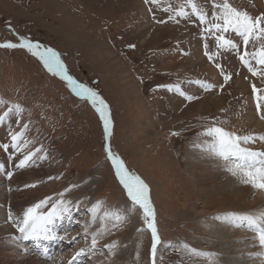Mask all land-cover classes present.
<instances>
[{"label": "rangeland", "instance_id": "374dc122", "mask_svg": "<svg viewBox=\"0 0 264 264\" xmlns=\"http://www.w3.org/2000/svg\"><path fill=\"white\" fill-rule=\"evenodd\" d=\"M140 1L146 13L131 0H0V43L18 42L19 34L56 50L69 74L96 89L108 102L114 120L113 151L131 173L151 188L159 233L166 242L158 247L157 264H210L205 257L183 250L181 243L219 253L220 264H228L224 255L226 245L219 237L221 225L212 217L233 211L229 203L216 200L206 183L199 181L200 172L207 165L200 162L204 160L198 154L201 149L192 145L207 140L200 133L214 117L224 121V127L235 130L231 118L244 96L234 95L235 90L230 86L221 93L226 96L223 108L209 112L198 99L192 101L196 103L189 110L175 114L173 106L178 104V110L190 102L164 88L153 89L158 84L180 83L184 91L203 97L204 93H199L197 86L188 81L207 79L182 60L187 57L182 51L192 54L197 41L203 43L200 27L181 17L175 23L168 20L174 12L162 11L169 5L176 10L184 6L190 11L186 0H161L159 8ZM230 2L253 15L264 12L254 0ZM196 3L211 15V0H196ZM150 7L152 12L148 11ZM153 12L157 20L167 22L157 23L152 19ZM165 26L172 30L160 29ZM230 38L239 43L235 34ZM129 44L135 48H129ZM208 44L214 50L211 37ZM249 50H254L251 44ZM230 59L243 68L230 52H222L217 62L227 71ZM232 69L235 70L233 66ZM0 97L26 109L20 118L11 116L8 126L0 125V131H7L9 136L10 130L20 131L24 123L31 121L26 138L35 141L36 146L43 144L48 151V159L41 162L47 163L49 174L23 181H42L34 188L38 194L33 202L58 195L81 179L79 187L84 186L86 192L79 195H86L91 205L102 201L105 211H114L107 220L101 216L100 225L109 229L110 243H116L114 249L125 250V255L129 253L126 264H151L150 232L137 230L143 227L141 210L138 207L133 210L111 162L106 159L102 122L90 102L77 97L66 81L49 73L39 58L26 49L0 48ZM6 110L7 106H0V114ZM154 127L162 137L155 138ZM173 132L180 135H171ZM52 144H57L58 150L52 149ZM50 175L60 178L48 180ZM117 214L125 219L113 227ZM91 217L88 209L73 211L70 230L75 232L90 225ZM90 237L91 234L87 238L79 236L62 250L65 255L60 260H66L79 241L90 246ZM96 249L104 250L98 246ZM55 252L49 260H58ZM57 252L60 254L61 250ZM89 262L84 258L80 264Z\"/></svg>", "mask_w": 264, "mask_h": 264}, {"label": "snow or ice", "instance_id": "6c2138e0", "mask_svg": "<svg viewBox=\"0 0 264 264\" xmlns=\"http://www.w3.org/2000/svg\"><path fill=\"white\" fill-rule=\"evenodd\" d=\"M145 4L155 5L159 8L161 0H144ZM190 11L181 6L179 10L168 8L162 9L165 12H174L169 15L168 20L179 23L177 17L188 19L192 23H197L200 27V36L203 41V56L212 62L222 82H210L208 80L193 79L188 83L197 86L202 93L211 94L213 90L218 89L221 93L233 79V73L226 71L224 66L217 62L222 52H230L235 54L250 77L245 76V80L249 83L250 94L253 99L255 110L260 120H264V12L258 15L251 14L247 9L234 7L230 0H211L212 12L208 11L196 3V0H186ZM152 12V8L148 9ZM195 17V20H192ZM152 19L157 23H166L165 20H157L153 12ZM9 30L11 25L9 24ZM231 34H235L236 39L230 38ZM18 42L11 40L0 43L3 49H26L29 53L37 56L42 62L44 68L49 73L59 76L67 82L68 87L77 96L90 102L92 108L98 113L99 120L102 122L103 131V149L106 153V159L111 162L115 176L125 190L127 197L130 199L133 210L138 207L142 213L143 227L137 229L140 232H150L151 248L150 257L151 264H157L158 247L163 246L166 242L161 239L158 223L157 211L151 197V188L148 183L141 179L138 175L131 173L125 165L123 159L113 151L112 137L114 130V120L112 110L105 98L94 88L79 82L69 74L66 65L60 58V54L48 47L42 46L39 42H33L27 36L19 35ZM214 41V50L209 48L208 38ZM178 43V42H177ZM254 50H249V45ZM259 44L257 48L256 45ZM129 48H135L134 44H129ZM185 56L191 55L190 52L182 51ZM259 81V85L257 84ZM164 88L170 92L179 94L185 101L192 102L200 99L198 95L191 94L182 89L180 83L158 84L154 91ZM0 106H7V110L0 114V125H4L11 116L22 117L26 109L23 105L10 102L0 97ZM221 111H224L223 109ZM20 123V120H17ZM225 122L218 117L212 118L211 122L204 128L201 136L207 137V140L200 143L193 142L192 147L201 149L208 156L218 161L217 166L230 176L235 178L240 184L251 186L254 189L264 190V149L252 147L259 143H264V134L255 132L239 133L236 130H229L224 127ZM31 121L24 123L20 131H9V139L7 142L0 143V150L8 153V159L15 161L11 168L7 164H0V172L4 173L5 178L11 181L17 171L38 167L39 161L48 159V151L41 144L39 147L32 148L34 141L26 138L29 132ZM171 135H180L173 132ZM59 176H48V180L59 179ZM42 181L35 183H24L13 189L8 187V191H23L24 189H34ZM79 185L73 184L64 192L55 196H46L36 202L24 207L20 214L12 211L11 206L8 207L7 221L10 222L16 230V235L12 237L14 241H34L38 248L41 247L43 241L59 240L61 242L67 240L69 244L76 241V237H68L58 235L56 233V225L58 221L65 218H72L73 209L79 210L80 201L73 203L71 200L65 199V194ZM103 206L102 201H96L92 204L88 211L91 213L92 222L94 223L97 214ZM110 214L104 212L102 219H109ZM220 225L230 228L246 227L254 233L251 238L254 244H258L261 251L254 255L264 258V213H237L225 212L216 214L212 217ZM125 217L115 215L113 227H117L123 222ZM89 225L84 227L85 237L87 238ZM109 229L106 226L91 234V244L86 248H80L68 261V264H80V258L87 256L89 252L95 255L94 249L97 248L99 240L105 235ZM79 235V234H78ZM171 244V242H167ZM112 251L116 247V243L103 245ZM181 248L196 256L205 257L210 264H220L219 253L205 252L192 248L187 243H181ZM20 251L28 252L27 248H21ZM42 253L47 255V247L42 248ZM115 253L113 252V255Z\"/></svg>", "mask_w": 264, "mask_h": 264}, {"label": "bare ground", "instance_id": "6f19581e", "mask_svg": "<svg viewBox=\"0 0 264 264\" xmlns=\"http://www.w3.org/2000/svg\"><path fill=\"white\" fill-rule=\"evenodd\" d=\"M131 2H133V4L140 5L142 7L141 10H143V12L145 13L147 12V9L143 7L144 4H142L140 0H131ZM254 2L262 9H264V0H254ZM160 29L166 31L172 30L168 26L160 27ZM202 45L203 43L197 41L196 46L193 48L192 54L183 58L182 60H186L191 68L204 75L207 80L211 82H221V79L219 77V70L216 69L211 64V62L203 56ZM171 64L175 63L172 62ZM227 65L228 67H230V69H228L227 67V71L231 70L232 66L235 70H231L233 73V79L229 82V85L226 86L225 89L233 86L235 90L234 95L243 94L244 96L242 102L239 104L238 108L235 110L231 118L234 129L242 134L246 132L264 134V120L259 119V116L254 107L252 96L250 94L249 83L244 78L245 76L250 77L251 74L248 73L247 69H245L244 67L243 69L242 67L236 65L235 61L232 62L231 60V63H227L226 66ZM257 84H259V81H257ZM196 90L199 93H202L198 90L197 87ZM200 101L204 102L206 109L209 112H214L225 106L226 96L221 94V92L216 89V91H213L211 94L204 93L203 97L199 99V102ZM193 103L196 102L184 103L180 107L181 109L178 110L176 108V106L178 105L177 104L176 106H173L174 110L172 111L175 114L179 115L180 113H182V110H189V107ZM5 124L7 125L8 123L6 122ZM160 133L161 132L158 130V128L154 127L153 134L156 139L162 137ZM8 139L9 136L7 135V131H0V143L7 142ZM34 143L31 145L32 148L39 146H36ZM252 147L264 149V143L258 142ZM51 148L56 150L57 144H52ZM198 154L202 157V159L205 160L204 161L201 159V164L207 165L205 168L206 170L204 169L200 172L199 181H203L206 183L207 187L212 191V194L214 195L216 200L223 202L225 201L224 203L226 204L229 203L231 205L230 210L233 212L254 214L264 213V190H258L252 188L251 186L240 184L228 173H226L222 169H218V161L216 159L208 156L203 152V150H201V152H199ZM4 163L7 164L8 168H11L15 161L9 160L8 153L0 150V164ZM38 164V167H32L17 171L11 181H8L5 178L4 173L0 172V264H68V261L71 260L72 256L80 248L83 247L87 249L89 247V245H87L86 243H79L80 241L77 242L76 247H74V251L70 252L69 256L66 255V260L62 261L60 260V257L62 255H65L63 254L62 250L66 248L69 243L67 240L63 242L59 241V245L56 247V249H58L55 252L57 253L56 259L58 260L53 261L49 260V258L46 257L47 255H42L41 253H39V251L36 252L34 243L33 245L28 243L29 241H34H14L12 239V237L17 233L13 225L7 221L8 207L11 206L12 211L15 213L21 212L24 207H27L34 201V198L38 193L35 189L31 191L27 189L23 191L14 190L12 192H9L7 189L10 186L13 189H15L18 185L22 186L24 184L23 181L30 177L41 178L48 175L49 170L47 169V163L39 161ZM80 182H82V180L78 178V180L76 181V183L74 182V184L80 186ZM82 192H86L84 186L73 188L71 191L65 194V199L71 200L73 201V203H75L76 201L81 202L79 210L73 209V211L77 213L81 212L82 210L84 211V209H90L92 206L86 195H79ZM253 194L255 195L252 198ZM240 207L243 208V211L239 210ZM104 212H108L110 216L114 215L113 210L105 211L104 208H101L100 212L97 214L96 221L94 223L92 222L89 225L87 235H90L101 228L100 219L101 216H103ZM72 219L73 215L72 218H65L63 221H58L56 225V233H60L59 235H65V233H67L69 238L75 236L77 239L81 235L83 237V235H85V226H81L78 231H71L70 225L73 221ZM218 228L220 232V242L225 243L226 245V251L224 255H227L228 264H264V258L254 255V253L261 251V249L259 245L254 244L253 240L251 239L254 236V233L251 230H245L246 227H244L243 229L242 227L230 228L223 225L219 226ZM111 239V234L107 232L105 235H103L98 243V248H104V250L102 251L99 249H95V255H93L92 252H89L87 256H83L80 258V263L84 258H87L89 259V263L91 264H126V262L128 261L127 257L129 253L125 255V250H120L124 252H120L118 251V249H113L112 251H110L108 248L103 247V245L109 244ZM53 241L54 240L43 241L41 245L46 246L47 249L51 248V250H54L55 248L52 243ZM89 241L91 244V237ZM21 248H27L29 251L22 252L20 251ZM59 250H61L60 254L57 252ZM32 251H34V253L31 254ZM113 252L115 253L114 255ZM51 255H53V253ZM59 261H61V263H59Z\"/></svg>", "mask_w": 264, "mask_h": 264}, {"label": "water", "instance_id": "95a60500", "mask_svg": "<svg viewBox=\"0 0 264 264\" xmlns=\"http://www.w3.org/2000/svg\"><path fill=\"white\" fill-rule=\"evenodd\" d=\"M42 45V44H41Z\"/></svg>", "mask_w": 264, "mask_h": 264}]
</instances>
